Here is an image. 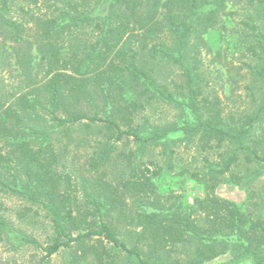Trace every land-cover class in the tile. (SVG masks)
<instances>
[{
    "label": "trees",
    "instance_id": "1",
    "mask_svg": "<svg viewBox=\"0 0 264 264\" xmlns=\"http://www.w3.org/2000/svg\"><path fill=\"white\" fill-rule=\"evenodd\" d=\"M228 1L112 0L93 13H65L60 24L34 17L41 27L37 51L44 72L33 71V56L26 50L20 66L28 90L10 103L0 94V191L40 205L53 237L46 245L0 216V239L41 248L45 254L37 264L68 249L70 264H264V187L255 188L264 175V129L255 138L251 133L264 110V95L254 113L228 121L217 98L204 96L194 76L201 49L207 47L204 35L224 25ZM248 1L256 16L244 23L254 31L250 49L256 60L245 63L264 89V0ZM9 12L1 0L0 25L6 37L12 33L20 42L26 22ZM96 17L98 40L85 48L78 44L67 54L64 34ZM223 47L221 42L216 46L218 55ZM3 53L0 70L10 61ZM153 61L154 67L147 64ZM165 63L181 68L185 91L178 94L157 77ZM154 98L189 109L190 117L171 126L148 118L137 124L144 101ZM100 122L108 141L97 140L89 170L97 174L93 181L85 176L90 184L82 185L84 200H79L78 192L69 190L70 173L68 187L62 184L57 165L64 156L58 143L82 124ZM125 136L134 137L135 156L160 145L168 157L166 171L200 182L204 195L185 204L181 195L162 194L156 180L164 167L149 160L155 165L151 170L144 156L137 165L128 162L122 178H107L105 164ZM177 141L196 142L202 151L225 149L219 161L205 157L203 166L194 168L177 158L171 146ZM222 183L244 187L247 200L259 205L257 213L246 202L219 196L215 190Z\"/></svg>",
    "mask_w": 264,
    "mask_h": 264
},
{
    "label": "rangeland",
    "instance_id": "2",
    "mask_svg": "<svg viewBox=\"0 0 264 264\" xmlns=\"http://www.w3.org/2000/svg\"><path fill=\"white\" fill-rule=\"evenodd\" d=\"M111 1L6 0L10 10L8 16L26 22V31L24 35L22 34L20 42L14 39L12 33L6 37L5 28L0 25V50H3V55L8 56V60H10L0 70V79H2L0 94L7 98L8 103L20 96L23 91L28 90L25 88L24 73L20 66L22 60L20 54L22 52L26 50L30 52L33 56L31 63L33 71L35 72L38 69L40 75H43L44 71L40 65V57L37 51L38 31L41 27L37 22L52 20L51 25L53 23L60 24L63 23L61 19L65 13H93L101 5L108 6ZM249 3L248 0L228 1L226 12L223 15L224 25H218L221 26L222 35L218 30L219 28L213 29L204 35L207 47H202L199 55V66L194 70L196 86L204 96L210 99L217 98L218 106L222 109V115L228 121H238L254 113L261 104L264 95L262 83L250 72L251 66L245 63L256 60L254 49H250L256 43L254 31L244 23L245 20H250L252 16H256ZM34 17L41 19L36 22ZM98 20L96 17L91 23H82L67 31L61 39L63 50L69 54L72 48H76L78 44L85 48L87 45L96 42L99 36L96 28ZM220 42L224 47L221 55H218L216 46ZM236 43L239 46L235 47ZM226 46L230 50H226ZM147 64L154 67V61ZM161 67L163 68L157 75L161 82H164L170 90H175L178 94L180 91L186 90L185 76L177 64L165 63ZM144 102L145 107L137 113V124L144 123V118H148L151 123L171 126V124H179L184 118L190 117L189 109L180 108L171 102L161 101L157 98ZM263 129L264 110L251 131L252 137L258 136ZM72 134V137L62 135L60 138L58 145L61 144L57 149L62 150L64 157L63 162L57 167L59 172L63 173V186L68 187L66 174L70 173L72 176L70 192L72 194L78 192V195H80L79 200H84L83 195L80 193L82 185L86 184L88 186L90 184L89 181L85 180V176L93 181V175L97 174L89 171L92 168V157L96 156L97 140L108 141V133H106V128L100 122L91 127L82 124ZM71 138L72 140H69ZM110 141L112 140L110 139ZM171 146L175 147L178 159L180 158L183 163L194 168L203 166L205 157H209L212 161H219V154L225 149L224 147H216L208 151H202L196 142L192 143L191 141H177L176 144L171 143ZM226 147L228 148V146ZM136 148L137 144L132 136L128 138L125 136L123 140L117 143L112 153V161L109 165L108 162L105 164L110 171L107 178L116 179L118 175H121L120 178H122L126 174L122 172L125 169L124 167L128 170L129 166L139 164L138 160L144 156L146 164L151 170L155 168V165H150L149 160H153L164 167L162 177L156 180L160 183L159 190L162 194L166 196H170L171 193L181 195L185 204H192L196 197L204 195V186L200 182L175 176L174 173L166 171L164 164H166L168 157L164 156L160 145L149 147L144 155L138 154L135 156L133 152ZM128 162L132 164L127 165ZM237 169L239 170L240 167H237ZM257 180L255 188L260 192L264 187V175L258 177ZM215 191L219 196L237 203L246 202V205L254 212L258 210L259 205L252 204L247 200L248 193L242 186L222 183ZM260 196L256 195L255 198L258 199ZM0 216L4 217L14 227L33 235L46 245L52 240V226L46 212L38 204H32L17 195L0 191ZM71 253V249L63 250L53 255L49 258V262L44 264H70ZM44 254L45 252L41 248L33 244L15 243L14 238L12 240L0 239V264H37ZM173 254L174 256H181L180 253Z\"/></svg>",
    "mask_w": 264,
    "mask_h": 264
}]
</instances>
